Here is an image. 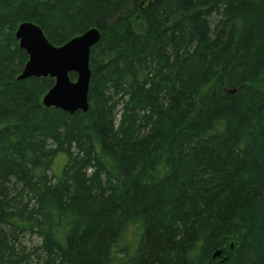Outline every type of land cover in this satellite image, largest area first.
<instances>
[{"label": "trees", "instance_id": "16d2710c", "mask_svg": "<svg viewBox=\"0 0 264 264\" xmlns=\"http://www.w3.org/2000/svg\"><path fill=\"white\" fill-rule=\"evenodd\" d=\"M23 22L99 31L87 112L17 80ZM33 261L264 264V0L0 1V264Z\"/></svg>", "mask_w": 264, "mask_h": 264}, {"label": "water", "instance_id": "95a60500", "mask_svg": "<svg viewBox=\"0 0 264 264\" xmlns=\"http://www.w3.org/2000/svg\"><path fill=\"white\" fill-rule=\"evenodd\" d=\"M15 38L19 48L27 55L17 80L49 77L54 84L42 98L44 107H53L69 114L87 112L91 77L89 55L91 48L99 41L100 33L96 29H89L64 45L55 47L37 25L23 22L17 27ZM70 74H75L74 80L70 79ZM218 254L217 251L215 256Z\"/></svg>", "mask_w": 264, "mask_h": 264}, {"label": "rangeland", "instance_id": "374dc122", "mask_svg": "<svg viewBox=\"0 0 264 264\" xmlns=\"http://www.w3.org/2000/svg\"><path fill=\"white\" fill-rule=\"evenodd\" d=\"M133 236L128 235L126 236V239L128 240L129 244H131V249L135 248V238H132ZM23 243L26 244L28 247H31V245H37L39 243V240L35 237H30V236H26L23 239ZM35 262L33 261L31 264H34Z\"/></svg>", "mask_w": 264, "mask_h": 264}, {"label": "bare ground", "instance_id": "6f19581e", "mask_svg": "<svg viewBox=\"0 0 264 264\" xmlns=\"http://www.w3.org/2000/svg\"><path fill=\"white\" fill-rule=\"evenodd\" d=\"M91 29H95V28H91ZM98 31V30H97ZM99 32V31H98Z\"/></svg>", "mask_w": 264, "mask_h": 264}]
</instances>
